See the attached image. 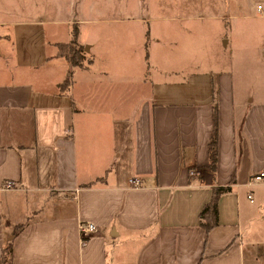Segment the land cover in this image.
<instances>
[{
  "label": "crops",
  "instance_id": "crops-1",
  "mask_svg": "<svg viewBox=\"0 0 264 264\" xmlns=\"http://www.w3.org/2000/svg\"><path fill=\"white\" fill-rule=\"evenodd\" d=\"M57 6L0 10L3 264H264V176L247 183L264 172V30L236 57L228 20L210 44L148 26L142 47L96 50L72 20L76 65L57 52L72 36L55 35ZM214 184L229 189L206 230Z\"/></svg>",
  "mask_w": 264,
  "mask_h": 264
},
{
  "label": "rangeland",
  "instance_id": "rangeland-1",
  "mask_svg": "<svg viewBox=\"0 0 264 264\" xmlns=\"http://www.w3.org/2000/svg\"><path fill=\"white\" fill-rule=\"evenodd\" d=\"M264 0H0V10L28 5L37 11L57 3L59 21L55 35L66 38L76 20L81 40L92 41L96 50L142 47V30L171 33L178 44L218 42L223 21L230 22L227 36L235 41V57L248 53L250 42L264 30L262 12L255 3ZM22 4V5H21ZM225 14L220 19V14ZM229 17H227V15ZM2 15V14H0ZM75 24V22L73 23ZM77 42V41H76ZM75 46V44H73ZM147 46V45H146ZM83 50V49H82ZM204 55L199 52L194 57ZM232 57L234 71L237 60ZM241 66L239 65V68Z\"/></svg>",
  "mask_w": 264,
  "mask_h": 264
},
{
  "label": "trees",
  "instance_id": "trees-1",
  "mask_svg": "<svg viewBox=\"0 0 264 264\" xmlns=\"http://www.w3.org/2000/svg\"><path fill=\"white\" fill-rule=\"evenodd\" d=\"M72 36L69 42H59L58 46V53L66 56L71 64L82 65L83 56L81 50L85 48V45L77 44L75 41V37L77 34V25L72 24ZM75 44V46L73 45ZM70 83V72L67 76L63 79L60 83V87L65 89L68 87ZM213 124H212V131L211 136L208 141V158L209 164L208 168L212 170L216 163V151H217V112H216V105H213ZM212 193L207 202L204 203L202 208L199 211L200 217V224L208 230L214 224L217 223L216 215H217V198L218 196L227 191L229 189V184L221 185V184H214L212 185ZM9 253L8 248H4L2 250V254H0V264H3L6 261L7 254ZM199 264V263H196Z\"/></svg>",
  "mask_w": 264,
  "mask_h": 264
},
{
  "label": "built area",
  "instance_id": "built-area-1",
  "mask_svg": "<svg viewBox=\"0 0 264 264\" xmlns=\"http://www.w3.org/2000/svg\"><path fill=\"white\" fill-rule=\"evenodd\" d=\"M258 8H261V5L257 4ZM190 173H193L192 170L189 171ZM264 176V172L263 171H258L257 173L252 174L251 176H249L247 183H252L255 181H258V179H261ZM132 182V185H136L139 183V178H131L130 179ZM3 187L5 189H11L14 187L13 182L11 181H6L3 185ZM247 197L249 198V200H252V194L251 192L247 193ZM78 231H79V237L82 239H85V237L89 236L95 229V223L89 221V220H83L80 219L78 220Z\"/></svg>",
  "mask_w": 264,
  "mask_h": 264
},
{
  "label": "water",
  "instance_id": "water-1",
  "mask_svg": "<svg viewBox=\"0 0 264 264\" xmlns=\"http://www.w3.org/2000/svg\"><path fill=\"white\" fill-rule=\"evenodd\" d=\"M85 48H86V46H85Z\"/></svg>",
  "mask_w": 264,
  "mask_h": 264
}]
</instances>
